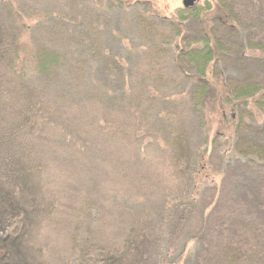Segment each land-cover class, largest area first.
Segmentation results:
<instances>
[{
    "label": "rangeland",
    "instance_id": "1",
    "mask_svg": "<svg viewBox=\"0 0 264 264\" xmlns=\"http://www.w3.org/2000/svg\"><path fill=\"white\" fill-rule=\"evenodd\" d=\"M183 1L0 0V47L8 48L21 37L18 43L25 46L26 52L40 48L56 51L68 58L71 67L96 75L94 89L80 88L77 84L74 88L78 89L70 90L58 79L50 91L48 80H38L27 64L26 79L17 71L0 85V133L8 135L13 131L26 136L30 142L27 151L37 155L31 162L27 158L24 161L37 175L48 162L46 182L48 177L53 178L43 188V195L51 202H58V198L65 210L70 208L66 227H54L59 219L55 216L51 220L45 217L43 225L42 218L38 225V220L34 221L37 215L30 218L31 226L21 222L26 219L23 217L7 221L0 240L13 237L11 240L15 242L16 238L20 242L18 247L27 253L32 264H171L175 260L169 256L174 255V250L181 247L183 240L197 235L195 220L200 216L197 210L211 202L216 186H223L224 194L234 197L245 193L232 188L233 178L240 170L250 167L235 152L233 130L224 127L225 135L216 136L219 103L226 115H234L237 120L240 112L225 103L223 94L217 102L210 103L216 111H209L201 120L189 103L193 80L185 72L191 70L181 69L174 60L185 47L184 38L197 41L202 31L218 27L219 22L214 20L217 14L218 18L223 16L216 8L206 13L203 21L190 20L179 26L176 12L183 8ZM237 5V17L244 28L241 27L233 45L223 40L229 48V57L216 61L208 69V83L219 92L228 81L242 79L244 74L255 71L253 62L264 57V51L243 49L241 53L234 48V45L246 46L249 34L254 42L264 44V0H237ZM259 15L260 22L255 21ZM178 31L184 38L177 39ZM90 50L95 60L87 65L84 63ZM242 56L247 59L245 63L240 61ZM114 58L121 59L124 66H114ZM2 68L0 65V73L4 75L8 68ZM215 72L222 79L214 78ZM145 87L156 96L151 99L150 95L149 99ZM125 88L129 92L127 102L122 100ZM68 89L78 97L65 98ZM104 93L111 99L103 98ZM108 101H115L116 106L108 105ZM132 105L137 112L146 111L148 132L145 135L140 132L138 140L132 138L137 132L135 115L129 110ZM122 106L125 111L119 113ZM247 108L245 122L255 130L260 129L264 111H259L252 100ZM16 110L23 111L22 119H14L18 115ZM101 116L114 126L111 142L116 145L112 149L104 147L103 136L97 140L99 125L95 117ZM169 118L173 119L169 121ZM162 120L168 121L167 124ZM206 125L215 142L207 160L200 165L196 152L200 151V156L205 153ZM52 127L61 132L73 130L72 144L62 147L64 151L60 154L76 157L82 173L68 170L57 159L53 163L49 158L47 152L55 147H50L45 137ZM148 135L153 140L161 139L163 147L150 144L144 149L142 141ZM84 141L96 146L97 152L92 157L80 148ZM142 152L144 163L138 160ZM251 166L258 169L259 163ZM56 177H61V181ZM87 177L92 178L91 182ZM192 200L197 204L196 210L192 208ZM2 247L0 264H13L3 260ZM198 247V244L190 245L188 255L178 264L193 259Z\"/></svg>",
    "mask_w": 264,
    "mask_h": 264
},
{
    "label": "trees",
    "instance_id": "2",
    "mask_svg": "<svg viewBox=\"0 0 264 264\" xmlns=\"http://www.w3.org/2000/svg\"><path fill=\"white\" fill-rule=\"evenodd\" d=\"M200 1L201 0H196L195 5L191 8L183 7L177 10L176 21L179 26H182L185 22L190 20L203 21V17H205L206 13H211L216 8L223 17L218 18L217 14L214 20L219 22L218 27L208 32L202 31L201 37L197 39V41H187L181 31H178L177 39L184 38L183 40L186 44L181 50V55L174 58V60L181 69L187 67L188 70H191V72H185L187 77L193 80V86L189 93V103L191 108L194 109V112L198 113L201 120L205 119L204 116H207L209 111H216L215 105H211L210 103L214 101L217 102L220 99L219 97H223L224 95L223 99L225 103L231 105L234 111L238 109L240 114L237 120L234 115H226L224 108L221 106V103H219L221 108L219 109L218 106L216 112V114L219 115V120L216 124L218 127L216 136L225 135L224 127L225 130L231 128L236 138L235 152L240 158L247 160L250 167L245 170H240L236 178H233L235 181H232V188H234V190L242 189L245 193L234 197L231 194H224L225 191L222 189L223 186H216L215 190L217 189V191L211 202L200 211L197 210V214L199 212L200 215L199 218L195 220V222L197 221L198 223L197 235L191 240H183L184 242H182L181 247L174 250V255H170L169 257H172L170 258L171 260H175L171 262V264H178L182 261L183 257L188 255L190 245L195 246L198 244L199 247L195 257L186 261L187 264H264V141L260 140H264V123L260 129L255 130L251 125L245 122V118L248 117L247 107L251 100L259 111H264V57L259 60L255 59L253 62V64L256 65L254 66L256 68L255 71L251 70L250 73L244 74L242 79L236 78L235 80L228 81V85L224 86L225 89L223 88V91L219 92L218 89H215L214 85L210 84V82L208 83L207 78L208 75H210L208 72L209 66L216 63V61L229 57V48L223 40H226L229 45H233L234 40L237 39V36L239 37V32L244 24L240 18L237 17V0H229L228 4L225 0H205L204 3L199 4ZM213 2H216V5H214ZM251 5L253 4L250 3V6ZM259 17L256 18L255 16V21L260 22L262 17L261 15H259ZM179 26L178 28L180 29ZM248 27L250 26L248 25L247 28ZM20 39L21 37L16 38L13 45L8 48H6V46L0 47V65L3 68L9 69L4 71V75L0 73V85L4 83L5 79L15 76L17 71L20 72L19 75L22 76L23 80L26 79V65L29 64L30 72L35 75L38 80H48L46 83L50 84V91H53L54 81H59L58 79H61L62 83L64 82L69 86L70 90L78 89V87L81 88L82 86L87 89L92 86L95 88V73L89 74L87 73L88 71H83V69L80 70L71 67L70 64H67L68 58L56 51L40 48L33 51L29 49L26 52L27 49L24 48L25 46L18 43ZM88 42H90L89 39ZM245 42L246 46L242 44V46L236 48V45H234L236 52L239 51L242 53L243 49L244 52L252 49L264 51V44L254 42L252 34L248 35ZM198 43L201 44L200 47L194 46ZM24 51L25 53H22ZM93 54L94 53L90 50L87 55L88 61L86 60L87 62L84 64H89L92 60H95ZM240 61L245 63L247 59L242 56ZM112 63L119 68L124 66L123 61L117 58H114ZM19 67L23 68L24 71H22V69L20 71L18 69ZM59 74L62 75V78L59 77ZM219 75L221 74L216 72L213 73L214 78H221ZM77 84H79V86ZM75 85L78 87L74 88ZM1 88L2 87H0V89ZM145 88L144 90L148 93L149 99L150 95L152 96L151 99L156 96L149 87ZM67 91L68 94L64 95L65 98L75 99L78 97L70 94L69 89ZM103 95V98H106V100H109L111 97L107 93ZM127 97H129V92L128 88H125V96L122 97L124 98L122 100L127 102ZM100 101L104 100L101 99ZM111 104L113 107L116 106L115 101H108V105ZM122 108L123 106L120 110L118 109L119 113L125 111L124 108ZM132 108L135 109L132 105L129 110L132 116L135 115L134 124L136 127L134 129L137 131L136 133H138H135L137 137L134 135L132 138L138 140L140 139V132L141 135H145L146 132H148L145 124L147 119L144 118L146 111L144 112L142 109L143 111L137 112ZM17 113L18 115H16L14 119H22L24 114L23 111H17ZM1 114L2 109L0 108V119ZM95 118L99 125L97 140L100 141L99 138L103 136L105 140V143L103 142L104 147L112 149V146L116 145L111 142L114 126L110 123L107 124L102 116ZM33 119L35 118L33 117ZM172 119L169 118L168 120L171 121ZM162 122L167 124L168 121L162 120ZM48 124L50 123L48 122ZM205 128L209 134H207L206 140L204 139L205 153L203 156H200V151L196 152V156L199 157L198 161L200 165L207 160L215 142V136L209 132L210 128L208 125H206ZM67 131L68 132H61L56 131L53 127L51 128L50 134L45 137V140L50 147L54 146L55 148H52V152H47V154H49V158L54 160L53 163H56L57 161L55 160L57 159L64 165L63 167H67L68 170L72 168L80 171L79 169H81L82 165L76 161L78 160L76 157L73 156L72 158L68 155L60 154L61 151H64L62 147H65L67 144L70 145L69 143L72 141L70 137L72 136L71 131L73 132V130L70 132L69 130ZM29 143L25 135L14 134L13 131L9 132L8 135L0 133V232L5 228L7 221L13 217L26 218L21 221L26 226L32 224L33 221H30V218L36 215L38 218L35 217L34 221L38 220L37 225L40 222L39 218H42V222L40 223L43 225V221H45L47 217H50L49 220L54 219L52 216L59 218L56 219L57 222L54 221L55 224L52 223L56 228L62 226L66 227L69 223H66V220L71 215L69 212L70 208L67 207V210H65L66 206L62 202L59 205L60 200L58 198H56L58 202H56L55 198V202H51L53 200L47 201L46 197L43 195V188L53 180V178L49 180L48 177L46 182L48 174V167L46 164L48 162H46L45 166L39 172V175H37L33 172L34 168L24 161V159L27 158V161L31 162L32 158L37 155L36 153L27 151ZM132 143L136 142L133 141ZM163 143L161 139L158 140L156 138V140H153L149 135L145 136L144 142L142 141V144L145 146L144 149L150 144L163 147ZM95 147L96 146L91 143L85 142L80 148L90 156L96 154L97 151L96 149L94 150ZM140 157L141 158H138L139 162L144 163L143 152ZM114 161L115 164L118 163L116 160ZM257 162L259 163V168L252 169L251 165H255ZM111 163V166L114 167L113 162ZM203 167L205 169V165ZM260 168L263 169L259 170ZM82 171H80V173H82ZM256 172L259 175V181H256L258 179ZM63 175L66 176L67 174ZM100 175L102 176V174ZM55 179L61 181V177H56ZM91 179L92 178L89 177L88 181L91 182ZM252 194H254V197ZM256 195H258L257 198ZM191 204L193 210H196V202L192 200ZM195 212H193L194 216H196ZM12 238L13 237H8L6 240H0V248L3 246L2 248L5 249L3 260L8 259L9 262L13 264H32V262L28 260L27 253H22L23 249L18 247V243L20 242L16 238L14 242L11 240Z\"/></svg>",
    "mask_w": 264,
    "mask_h": 264
},
{
    "label": "water",
    "instance_id": "3",
    "mask_svg": "<svg viewBox=\"0 0 264 264\" xmlns=\"http://www.w3.org/2000/svg\"><path fill=\"white\" fill-rule=\"evenodd\" d=\"M196 0H184L183 1V7L184 8H191L195 5Z\"/></svg>",
    "mask_w": 264,
    "mask_h": 264
}]
</instances>
